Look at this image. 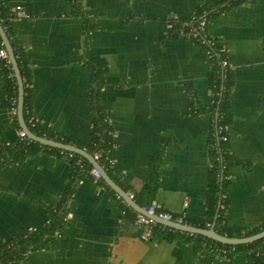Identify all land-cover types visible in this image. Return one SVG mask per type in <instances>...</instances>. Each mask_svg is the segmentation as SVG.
<instances>
[{
  "label": "crops",
  "instance_id": "obj_1",
  "mask_svg": "<svg viewBox=\"0 0 264 264\" xmlns=\"http://www.w3.org/2000/svg\"><path fill=\"white\" fill-rule=\"evenodd\" d=\"M223 1L3 0L13 12L23 6L31 15L12 26L32 69L31 118L76 147L91 144L90 63L105 61L107 78L118 83L101 96L114 131L108 155L114 165L110 172L102 167L134 201L158 184L160 210L197 229L211 224L217 188L211 174L216 71L205 48L169 21L206 16L209 35L228 50L234 84L224 144L230 156L225 225L253 230L264 226V0L228 10ZM4 67L0 58V138L14 144L20 129ZM72 172L67 156L49 150L15 164L0 158V247L49 224L72 190ZM102 180L106 185L84 173L64 230L20 264H250L244 249L227 258L206 237L161 224L152 241H143L133 226L136 214H123V202ZM258 253L264 258V247Z\"/></svg>",
  "mask_w": 264,
  "mask_h": 264
},
{
  "label": "trees",
  "instance_id": "obj_2",
  "mask_svg": "<svg viewBox=\"0 0 264 264\" xmlns=\"http://www.w3.org/2000/svg\"><path fill=\"white\" fill-rule=\"evenodd\" d=\"M249 0H224L223 3L226 5L223 10L238 7L241 4H245ZM76 7V11H81V8ZM16 20L14 12L0 0V24L2 25L6 35L10 41L13 48L18 66L24 80V90H25V107H24V118L26 124L30 131L40 137L47 140H52L60 144L75 146V142L64 135L54 132L51 128L43 126L41 123L36 122L31 118L32 111V97H33V84H32V69L30 66L29 59L27 57L26 51L23 46L15 38L12 26L13 22ZM90 33L89 28L86 29V35ZM178 34V33H177ZM179 35V34H178ZM2 38L0 36V45ZM215 68L216 75L213 79L212 89L215 96V123H214V133L212 139V153L214 154L213 165L211 169V174L213 179L216 180V190H215V201L210 203L211 206V224L206 226H200L199 228L204 230H210L214 225L216 233L221 236H225L232 239H244L254 235H257L264 231V226L255 228L253 230H233L225 225V212L227 208V197L226 188L229 183V174H227V169L229 168V153L225 148V143H221L218 146V140L216 136V127L218 125L227 128L229 126V109L231 102V93L234 87L233 79L231 73L228 71L225 79L222 78L221 69L218 64H212ZM90 70L93 76V89L91 92V103L95 114L94 120V133L92 143L84 146L79 144L77 148L86 151L90 155H95L96 153H101L99 163L108 171H111L112 166L108 163V155L114 148V131L110 124V112L105 109L101 102V96L103 90L110 84L118 83L116 80H111L107 78L108 67L105 61L93 60L90 63ZM12 75L15 76L14 70L12 68L4 67L5 76V87L8 93V104L10 111L12 109V104L16 101L18 106L19 99V86L16 78H11ZM14 122L21 131L20 123L18 120V115H14ZM34 122L35 127L32 125ZM7 141L0 138V158L4 160L5 164H15L24 161L28 158L34 157L43 151L58 152L62 156H67V158L72 161L73 175L70 182V188L72 189L68 194V197L64 199V202L58 208L52 210L51 218L49 224L40 229L36 233L28 234L25 237L23 233L18 239L6 242L2 247H0V264H20L22 260L30 253L36 251L47 250L49 241L48 239L56 234L61 233L66 226V219L68 216V207L70 205L71 199L74 196L75 187L82 180L84 173H91L94 166L84 157L74 154L71 152H66L60 149L50 148L43 146L37 142H23L18 141L10 146L6 145ZM219 147V148H218ZM222 158V159H220ZM100 182L104 185L105 182L101 179ZM110 191L117 196V194L109 188ZM159 189L158 184L154 186H147L144 191L134 197L135 201L142 208H149L155 200V195ZM126 213L137 214L131 207L126 203H123ZM222 205L225 207L222 208ZM161 228V227H160ZM208 242L216 245L220 251L225 252L227 258L232 256V250L244 249L248 252V259L250 264H264V258L258 253L259 247H264V239L257 241L250 245L241 246H230L218 243L216 241L203 238Z\"/></svg>",
  "mask_w": 264,
  "mask_h": 264
},
{
  "label": "built area",
  "instance_id": "obj_3",
  "mask_svg": "<svg viewBox=\"0 0 264 264\" xmlns=\"http://www.w3.org/2000/svg\"><path fill=\"white\" fill-rule=\"evenodd\" d=\"M14 14L18 19L31 18V15L28 12H26L23 6H17L14 9ZM169 26L173 31L178 33L181 37L187 38L203 46L205 48V52L209 60L218 64V66L221 69L222 78L223 79L226 78L227 73L230 69V64L228 61V50L224 45L219 43L218 39L211 37L209 35L208 19L206 16L194 15L193 17L187 20H183L178 17H173L169 21ZM0 58L5 61L6 67L13 69L12 62L10 60L4 42H1ZM14 77L15 76L12 75L11 78ZM11 113L13 116L18 115V106L16 105V101H14L12 104ZM32 123H33L32 125L35 127V123L34 122ZM216 136L218 140V146L221 145V143L228 142V136L226 135V128H224L221 125H218L216 127ZM19 139L20 141L23 142L25 141L32 142V140L28 138L27 134L24 131H20ZM6 145L10 146L12 145V143L7 142ZM101 156H102L101 153H96L95 155H93V158L96 162L99 163ZM107 160L111 166L114 165V162L109 157L107 158ZM91 175L93 178H95L96 181H100L102 179L101 173L96 167H94L91 170ZM116 198L119 201L126 203L120 195L117 194ZM224 207L225 206L222 205V208ZM146 211L147 214L136 212L137 214L133 221V226L136 230L140 231V238L143 241L150 242L152 241L155 229L160 226V224L154 219L155 217L158 218V220L165 223L175 222V220H174V216L170 212L160 210V207L156 202H153L149 208H146ZM125 213L126 212H124L123 214ZM38 231H39L38 229L29 230L26 232L25 237L27 238L28 234L36 233Z\"/></svg>",
  "mask_w": 264,
  "mask_h": 264
},
{
  "label": "water",
  "instance_id": "obj_4",
  "mask_svg": "<svg viewBox=\"0 0 264 264\" xmlns=\"http://www.w3.org/2000/svg\"><path fill=\"white\" fill-rule=\"evenodd\" d=\"M0 36L5 44V47L7 49V52L9 54L10 60L12 62L13 70L15 73V78L17 80L18 86H19V99H18V120L19 123L23 129V131L27 134L28 138L34 142L40 143L43 146H47L50 148L60 149L66 152H71L74 154H78L84 158H86L94 167L98 168V170L101 173L102 179H104L107 184L111 187L113 191H115L118 195H120L123 200L128 204L129 207H131L134 211L142 214H147L146 209L140 207L132 198H130L129 195H127L123 190H121L108 176L105 169L102 167V165L98 162H96L92 155L88 154L86 151L81 150L74 146H68L64 144L57 143L52 140H47L44 138H40L36 135H34L30 129L28 128L25 118H24V107H25V90H24V80L22 78L18 62L16 60L13 48L10 44V41L6 35V32L4 31L2 25L0 24ZM159 224L167 226L169 228L176 229L178 231L194 234V235H201L206 238L212 239L218 243L224 244V245H230V246H239V245H250L257 241L264 239V231L248 237L244 239H232L225 236H221L214 229L210 230H201L197 229L191 226L181 225L174 222L165 223L158 218H154Z\"/></svg>",
  "mask_w": 264,
  "mask_h": 264
}]
</instances>
